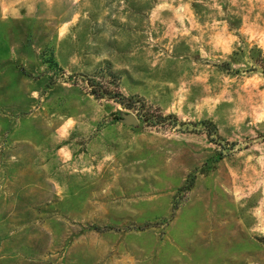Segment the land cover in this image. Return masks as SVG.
<instances>
[{
  "label": "rangeland",
  "instance_id": "374dc122",
  "mask_svg": "<svg viewBox=\"0 0 264 264\" xmlns=\"http://www.w3.org/2000/svg\"><path fill=\"white\" fill-rule=\"evenodd\" d=\"M0 264H264V0H0Z\"/></svg>",
  "mask_w": 264,
  "mask_h": 264
},
{
  "label": "water",
  "instance_id": "95a60500",
  "mask_svg": "<svg viewBox=\"0 0 264 264\" xmlns=\"http://www.w3.org/2000/svg\"><path fill=\"white\" fill-rule=\"evenodd\" d=\"M124 124L126 125H136L137 119L132 115H126L123 120Z\"/></svg>",
  "mask_w": 264,
  "mask_h": 264
}]
</instances>
